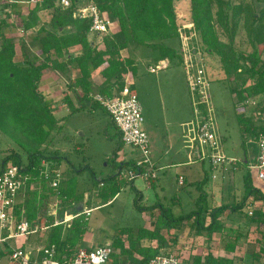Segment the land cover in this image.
Returning a JSON list of instances; mask_svg holds the SVG:
<instances>
[{
    "label": "trees",
    "instance_id": "obj_1",
    "mask_svg": "<svg viewBox=\"0 0 264 264\" xmlns=\"http://www.w3.org/2000/svg\"><path fill=\"white\" fill-rule=\"evenodd\" d=\"M70 1L71 7L68 9L60 5V0H44L35 6L30 5L32 8L29 11L23 32L35 30L33 40L39 43L40 56L23 55L24 61L17 62V46L14 40L1 34L0 132L11 140L19 142L20 148L23 147L27 153L28 164L23 166L21 156L18 153H13L3 160L0 175L6 166L12 163L20 167L23 174L30 178L26 183L27 197L24 202H17L14 210L18 220L22 213H25L31 223L38 220L40 216L41 202L52 194L60 199L63 208H65L64 205L71 208L85 197V191L80 192L76 189V178L81 175L84 169L72 170L74 177L64 179L68 184L65 189L49 188L43 173L44 161H58L59 164L62 161L55 156L47 158L42 151V147L49 144L52 134L61 131L62 128L59 126L60 121L52 114L50 105L45 103V98L39 91L45 71L53 69L65 73L73 64L79 70L80 77L75 80L74 85L81 90V107H75L71 98L66 97V103L71 112L70 115H72L87 110V103H90V107L101 108L106 112L99 103L92 99L91 94L96 90L100 95L112 98L123 89L124 77L128 71L133 78L136 76L137 63L135 59L131 56L123 59L122 56L131 47H145L155 51L157 56L152 62L156 65L161 61L184 65L179 39L181 24H179L175 7L176 0ZM187 1L190 7L189 21L194 24L196 33L192 44L196 45L197 52L202 53L205 61L210 57H217L225 77L240 80V85L231 88L237 98L238 106L247 105L250 99H259L256 103V114L261 126H256L254 119L249 116H242L239 119L243 145L249 143L248 136H255L254 158H256L259 152L257 140L259 134L264 132V0H253V2L249 0ZM11 2L16 4L12 6L15 10L18 1L12 0ZM90 4L96 5L109 20L118 25L117 31L113 30L104 34L100 43H97V34L90 32L91 21L74 17L78 9ZM255 4H261V9L257 10ZM43 10L51 11V20L49 25L38 28L40 14ZM0 25H6L1 15ZM241 31L247 37L248 51H239L236 46V39ZM90 36H93L92 40L89 38ZM170 40H177L180 45L179 49L169 46L167 42ZM99 44L103 45L102 49H99ZM73 51L80 53L78 56H74L71 53ZM95 72H97L96 76H94ZM249 82L251 83L249 84ZM70 88L72 89V87ZM133 92L136 93L134 86ZM106 114L108 113L106 112ZM110 120L114 125L118 139L117 148L112 157L116 164L118 154L125 145L120 131L111 118ZM25 140H30L32 146L36 145L32 151L26 150L28 148L22 144V141ZM29 149L32 147L30 146ZM71 166L73 167V165ZM118 166L119 173L111 176L108 180L99 181V185L103 184L102 189L104 190L109 184L111 185L108 190L98 195L105 200L104 204H108L118 195L122 171L133 166V162H121ZM68 171L71 169L64 171L63 175L66 176ZM33 183H38L41 186V191L38 189L36 192H31L30 187ZM204 183L201 181L198 187L202 191L200 195L202 200L205 198ZM244 188L245 197L238 204L224 205L211 211L207 208L202 210L199 205V209L195 212L179 218L169 217L163 212L154 221L153 231L140 229L137 232L138 235L130 228L118 229L116 239L112 244L114 253L110 264H149L154 257L167 255L166 250L171 247L170 242H176V237H171L168 240L162 236V232L167 231L169 234L172 230L181 231L190 222H192V228H197L196 233L205 231L208 235H212L215 232H222L223 227L219 218L223 213L243 211L252 197L255 201L264 204V193L253 186L250 171H247L245 175ZM199 202L203 204L202 201ZM66 209H62L60 212V219L64 218ZM83 216L71 221L70 237L62 239V225L52 229L48 242L57 246L60 264H67L75 256L72 241L81 240L85 233L87 221ZM259 218L264 222V215L261 212ZM205 220L209 222L207 227H205ZM123 236L128 237V248H125L122 242ZM144 240L156 242V247L141 245ZM117 250H120L118 254ZM2 254L6 255V253ZM136 255L140 258H136ZM213 262L218 264L219 260Z\"/></svg>",
    "mask_w": 264,
    "mask_h": 264
},
{
    "label": "rangeland",
    "instance_id": "obj_2",
    "mask_svg": "<svg viewBox=\"0 0 264 264\" xmlns=\"http://www.w3.org/2000/svg\"><path fill=\"white\" fill-rule=\"evenodd\" d=\"M11 1L0 0V15L6 22V25H0V45L2 42L1 34L13 39L17 46V62L22 60L23 55L40 56L39 43L33 40L35 30L23 32L25 22L32 7L28 4V0H17L19 4H17V8L14 10L12 6L16 4ZM249 1L253 2V0ZM255 6L257 10L262 7L261 4H255ZM175 7L179 24L181 26L187 24L188 27L192 28L189 21L190 7L188 1L176 0ZM51 16L50 10H43L40 14L41 19L38 28L43 25H49ZM113 23L115 24L114 30L117 31L118 25L115 22ZM102 37L103 35H97L96 40L98 43H100L99 41H101ZM247 42L245 33L241 31L236 39L238 50L248 51ZM167 44L177 49L180 47L177 40H170ZM99 48L102 49L103 45L99 44ZM122 56L123 59L131 56L137 63L134 89L143 110V129L149 138L152 160H159V152L167 149L169 146L179 150L180 156L175 159L168 157L165 163L169 165V168L160 173V180L159 170L157 169L158 180L155 181L153 186L142 178L129 182L126 178L127 170H123L122 181L119 183V193L110 204L104 205L105 200L98 196L94 198L97 200L92 205L91 202L76 203L71 208L68 205H64L67 208L65 212L67 211V214L70 215V213L78 210L81 206L84 212L92 210L89 217L87 215L83 216L87 220L85 233L90 230L94 236L90 235L89 238L95 240V242L106 243L110 238L114 237L115 230L132 228L138 231L140 228L143 229L150 226L163 212L169 217L178 218L199 209V207L195 208L197 204L198 206L201 205L202 210H206L208 202L207 204H200L201 202L195 204V199L200 195V192L197 190V183L201 181L205 182L204 191L215 194L217 202L214 203L212 200L211 208L214 206L219 208L227 203L233 205L232 191L226 196V191L224 190L226 199L225 201L223 200L224 197H222V191L219 188L224 184H226L227 189H234L233 185L236 183L235 198H233L235 199V204L240 203L242 198L241 195L238 196V193H243L244 191L243 183L247 173L246 169H242L240 165H236L235 167H230L228 173L224 171L223 174L221 170L213 169L208 160L203 161L199 148L194 147L195 142L193 139L196 136V123L199 121V118L195 113L194 107L195 100L193 97L196 92H192L189 86L185 66L174 65L169 62L167 69L152 73L151 69L156 68V64L152 61L157 56V53L145 47H131ZM197 57H200V54ZM202 59L204 60V65L203 63L201 64L205 69L206 80L208 81L206 89L208 98L203 107L206 108L207 112L210 110V116L214 121V129L221 142L223 152L228 157L239 161L243 160L246 153L249 152L251 159H254L255 136H248L249 143L245 146L243 145L239 119L242 116H249L254 119L256 126H261V122L256 114V103H258L259 99H250L247 105L238 106L237 98L231 88L232 86L240 85V80L226 78L217 57H210L205 61L202 55ZM73 67L75 66L72 65ZM96 73L94 74L96 75ZM72 74L73 76L78 75V73ZM61 79L60 75H56V78H54L57 82L61 81ZM63 88L65 89L64 93H69L66 86H63ZM95 94H97L96 90L93 92V95ZM71 96L75 98L77 93L74 91V93L70 94ZM57 97H60V94L58 95L57 93ZM72 100L78 106L80 105L77 100ZM87 107V110L76 112L65 120L61 124V131L54 132L52 138L49 139L50 142L48 141L49 144L42 147L45 157H58L62 160L61 165L58 168H51V165L47 161L45 163L46 168L43 167L44 172H50L51 177H53L54 170L61 171L60 182L62 183V189H65L67 186V180L64 179L74 177L72 173L73 169H84L81 175L76 178L79 181L76 184V189L80 192L83 190L92 196H96L108 190V187H111L109 184L104 190L99 186V181L108 180L111 176L119 173V162L115 164L112 160L117 148L118 139L116 138V131L109 115L101 108L90 107V103H87ZM18 144L19 142L11 140L0 132V170L3 160L13 153H18L21 156L23 166H27V153ZM22 144L25 148H28L26 149L28 151H32L36 146L35 144L32 146L30 140L22 141ZM30 146L32 149H29ZM132 152L135 153L134 158L138 157L135 150L125 146L118 154L117 161H121L124 157H130ZM66 168L71 169V171H68V174L65 176L63 173L67 170ZM236 170L240 172H236ZM178 174H182L188 179L187 185L183 188H179L178 186ZM213 176H216V179H213ZM260 184L262 187L258 188ZM40 187L38 183H33L30 191L36 192L38 189L40 190ZM48 187L51 188L50 184H48ZM254 187L258 190L261 188L260 190L264 192V183L256 181ZM47 193L49 194L48 191ZM21 194V201L24 202L27 197L26 186L21 191ZM89 199L91 200L90 196ZM260 204L263 205L261 208H264V204L262 202ZM65 208L62 207L60 199L54 195L42 201L40 216L38 220L32 223L33 228L38 230V233L30 236L27 240L19 241L18 245L26 243L28 246H36L39 244L40 239H43L46 233L52 232L55 219L56 221L63 220L60 217L58 219L57 216ZM254 210L255 205L247 204L244 208L245 213H239L238 215L244 219L249 211L253 212ZM55 214L57 216L51 218L53 217L51 215ZM202 214L204 216V212ZM72 217L71 215L68 218L66 217V221L63 222L62 226L65 230V238L70 237L71 233L69 234V229L72 227L71 221L74 220ZM191 224L190 222L185 225L181 231L174 230L169 234L165 232L164 236L168 240L171 237H176V242H170L171 247L166 250V253H175L176 249L179 250L177 257L180 264H215L213 262L214 256L206 254L204 251L205 244H209L208 233L205 231L196 233L197 228H192ZM208 225V221L205 220V227ZM212 235L218 244L221 239L224 242H234L236 236L234 231L226 232L225 234L215 232ZM127 238L125 236L122 239L126 241ZM12 244L15 246L16 242L12 241ZM127 245L129 246V243ZM142 245H152V242H143ZM217 248L219 249V247ZM3 264L10 263L4 260Z\"/></svg>",
    "mask_w": 264,
    "mask_h": 264
},
{
    "label": "built area",
    "instance_id": "obj_3",
    "mask_svg": "<svg viewBox=\"0 0 264 264\" xmlns=\"http://www.w3.org/2000/svg\"><path fill=\"white\" fill-rule=\"evenodd\" d=\"M44 0H30L28 4L37 5ZM60 5L68 9L71 7L70 0H60ZM75 18L81 20H90L92 34L104 35L114 30L115 24L106 18L103 13L94 4L82 7L75 13ZM192 28L187 24L179 29V39L181 41V53L184 59V66L188 76L189 86L194 95L195 113L199 118L196 123V136L194 147H198L203 161H209L213 169L222 170L226 166L235 167L242 164V161L228 157L222 149L221 142L215 132L213 120L210 116V110L207 112L203 107L207 101L206 89L208 81L203 67V59L200 52H197L192 41L196 38L194 24ZM200 54V57L197 55ZM168 62V61H167ZM161 61L151 72L156 73L165 70L169 62ZM203 63V65L201 64ZM134 81L128 71L124 77L123 89L112 98L95 94L92 99L99 103L108 113L110 118L121 133L122 141L125 146L131 147L138 154L133 159V166L127 169L126 178L133 182L138 178L146 182L156 180L157 168L151 158L150 143L146 131L143 129L144 117L138 96L133 92ZM202 112V115H201ZM258 155L256 159L248 164V169L252 177L257 182L264 183V132L259 134ZM222 149V150H221ZM43 166L46 168L45 163ZM45 179L50 181V186L57 189L60 184L61 173L53 171V177L50 172H44ZM30 178L25 176L17 165L9 163L0 175V264L7 260L10 264H60L57 260L58 253L55 245L50 247H40L36 251L28 250L23 245H18L19 241L27 240L30 236L38 233L32 223L28 221L24 213L20 220L15 215V206L21 191L25 188ZM216 179V176H214ZM179 185H184V179L180 177ZM92 210H87L85 215L89 217ZM80 215L73 216L72 219ZM63 224L56 223L55 226ZM16 242L14 246L12 244ZM33 252L35 258L33 259ZM2 253H6L3 256ZM113 255V249L110 246H100L93 249H81L77 251L72 261L67 264H109ZM149 264H180L178 257L174 254L160 255L154 257Z\"/></svg>",
    "mask_w": 264,
    "mask_h": 264
},
{
    "label": "crops",
    "instance_id": "obj_4",
    "mask_svg": "<svg viewBox=\"0 0 264 264\" xmlns=\"http://www.w3.org/2000/svg\"><path fill=\"white\" fill-rule=\"evenodd\" d=\"M89 38L92 40L93 36H90ZM71 53L74 56H78L80 52L78 51V52L75 53L73 51ZM21 61H24V58H22ZM165 62H167V61H165ZM73 65L75 66V64H73ZM72 73H78V75H74L73 76ZM56 75H60V78H62L61 81L57 82L56 80H54V78H56ZM94 76H96V75L94 74ZM79 77H80V72H79L78 69H76V66L73 67V68H72V66H69L68 71L65 72V73H62V72H59V71H56V70H53V69H49V70L45 71V73L42 76V79H41V82H40V86H39V91L42 93L43 97L45 98V103L47 105H50L52 114L55 116V118L57 120L60 121L59 122V126L60 127H61V124L71 116L70 115L71 112H70V110H69V108L67 106V103H66V99H67L66 97L71 98V100L72 99H74L75 101L77 100L79 102V104L81 105V103H80L81 102V95H82L81 94V90L78 89L77 87H75V85H74L75 84V80L77 78H79ZM133 81H134V78H133ZM63 86H66V89L69 90V93L68 92L64 93L65 89L63 88ZM70 87H72V89ZM74 91L77 93V96L75 98H73L72 96L70 97V94L72 92L74 93ZM57 93H58V95L60 94V97H57ZM97 94H99V93H97ZM91 96H93V93L91 94ZM72 102H73V100H72ZM73 104H74L75 107H79L80 106V105L78 106L75 102H73ZM131 154L132 155H130V157H128V158L124 157V158L121 159V161H117V162H119V163L128 162V161H132L133 162V159H135L133 157L135 153L132 152ZM179 156H180V151L175 149L172 146H169L167 149H164L161 152H159V160H157V161L153 160V163L155 164V168L157 167V169L159 170V180H160V173L169 168V165H167L165 163L166 160L168 159V157L171 158V159H175V158H178ZM255 159L256 158L251 159L250 153L247 152L245 157H244V159L241 160L242 161V164H240L241 168L242 169L245 168L246 172L249 171V169L247 168V164L252 163ZM46 162L47 161H44V163H46ZM117 162H116V164H117ZM48 164L51 165V168H53V167L58 168V166L61 163L59 164L58 161L57 162L56 161H51V162H48ZM245 165H246V167H243ZM229 168H230L229 166H226L224 169L221 170V172L223 173L225 171L226 173H228ZM232 169H236V168H232ZM237 171H239V170H236V172ZM180 177H182L184 179V185L183 186L179 185V180L178 179ZM177 178H178L177 179V183H178L179 188H183V187H185L187 185L188 179L184 175H182V174L179 175L178 174ZM213 179H214V176H213ZM157 180H158V177H157L156 180L150 181L148 183H150V185L153 186L155 184V181H157ZM47 181H48V184H50V181L49 180H47ZM77 183H79L78 180H77ZM252 183H253V186L256 185V181L253 179V177H252ZM243 184H242V186H243ZM61 185H62V183L60 182L59 187H58L59 189L62 187ZM66 185H68V184H66ZM199 185H200V182L197 183V190L200 192V195H201L202 191H200L198 189ZM99 186L102 188L103 184H100ZM235 186H236V183H235V185H233L234 189H231L229 187H228L229 189H227L226 188L227 187L226 184H224L223 186H221L219 188V190L222 191V197H224V199L223 198L222 199L224 201L226 199L225 197L228 196V194H230V192L232 191L233 192V195H232L233 204L236 203L235 199H234L235 198V191H236L235 190ZM259 187H262V185L260 184V186H258V188ZM224 190L226 191V196L224 194ZM204 192H205V194H204L205 198H203V200H202V199H200V195H199V197L197 199H195V202H196L195 204H197L199 201H202L203 203H206V204L208 202V206L206 208L209 211H211V209L213 210L214 208H217L216 206L211 208L212 207V205H211L212 200H213L214 203L217 202L215 200V194L211 193V192H206V191H204ZM262 193H264V192H262ZM245 194H246L245 193V188H244L243 193H238V196L241 195V198H242L241 201L245 197ZM21 195L22 194L20 193V195L18 197V200H17L18 203H22V201H21V197L22 196ZM50 196H53V194L50 195ZM54 196H56V195H54ZM89 196L91 197V200L89 199ZM95 197H98V195L92 196V195L88 194V192L85 191V197H84V199L81 202H84V203L91 202V205H92V203L95 200H97V199H94ZM81 202H79V203H81ZM111 202H109L108 204H110ZM257 202L258 201H255L253 197L251 199H249L247 204H252L253 206L255 205V210L253 212L249 211L246 214L244 219L240 218L239 215H238L239 213H242V214L245 213L244 210L243 211H238V212L226 211L219 218L220 224L223 227V230H222V232H220V234L221 233L225 234L228 231H234L236 236H235V241L234 242H226V241L224 242L223 239H221L220 243L218 244V243L215 242V237L213 235L212 236L209 235V238H208L209 244L208 243L205 244L204 251L206 252V254H212L214 256V259H213L214 261L218 259L219 260V264H264V222H262L260 220V218H259V213L260 212L264 215V208H261L263 206V205L260 204L261 202L260 203H257ZM108 204H104V205H108ZM225 205H229L230 206L231 203H227ZM259 205H260V207H259ZM195 208L196 209L198 208V204L196 205ZM83 212H84V209L81 206L78 210L70 213V215H71V217L73 215L74 216L80 215L79 217H81L82 215H85V212L84 213ZM192 212H195V211H192ZM70 215H68L67 211H66L64 213L63 220H60V221L57 220L56 221V219H55V223H53V228L57 227V226H55L56 223L65 222L66 221L65 220L66 217L68 218V216H70ZM51 216H53L51 218H55L57 215L55 214V215H51ZM59 217L60 216H57L58 219H59ZM225 221H226V223H225ZM61 225H63V224H61ZM61 225H59V226H61ZM130 229H132V228H130ZM143 229L145 231H153L154 230V221L151 223L150 226H147L146 228H143ZM132 230H134V229H132ZM139 230L138 231L134 230V231L137 233V232H139ZM173 231L174 230H172L171 232H173ZM116 232H117V230H115L114 237L112 239L110 238V240L108 242L99 243V242H95V240L89 238L90 235L94 236V234H92V232L90 230H88V232L86 231V233H84L82 235L81 240H79V241L73 240L72 241V246L74 248L75 254L77 253V251H79L81 249H89V248L93 249V248H95L97 246L98 247H100V246H110V247H112V244L114 243V241L116 239ZM165 232L167 233V231H163L162 232V236H164ZM50 234H51L50 232L46 233V235L43 236V239H40L39 244H37L36 246H28V245H26V243H22V245L24 246V248H27L29 251L30 250L36 251L40 247H50L51 245H55V244H52V243L48 242ZM64 236H65V230L63 228L62 239H65ZM93 236H91V237L94 238ZM123 237H125V236H123ZM122 242L124 243L125 248H128V245H127V243H129L128 242V238H127L126 241L124 239H122ZM143 242L145 243V242H149V241L148 240H144ZM142 243H141V245H142ZM143 246L147 247L149 245H143ZM152 246L156 247V242H152ZM217 247H219V249ZM56 249H57V246H56ZM112 249H113V253H114V248L112 247ZM119 252H120V250L116 251L117 254ZM174 252L175 253H166V254L167 255L174 254L176 256H177V254H179V250H177V249ZM33 253H34L33 255H35V252H33ZM57 253H58V251H57ZM58 255H59V253H58ZM135 257L136 258H140L138 255H136ZM57 260H58V257H57ZM110 263H112V258H111V261L109 262V264Z\"/></svg>",
    "mask_w": 264,
    "mask_h": 264
},
{
    "label": "water",
    "instance_id": "obj_5",
    "mask_svg": "<svg viewBox=\"0 0 264 264\" xmlns=\"http://www.w3.org/2000/svg\"><path fill=\"white\" fill-rule=\"evenodd\" d=\"M46 130H47V128H46Z\"/></svg>",
    "mask_w": 264,
    "mask_h": 264
}]
</instances>
